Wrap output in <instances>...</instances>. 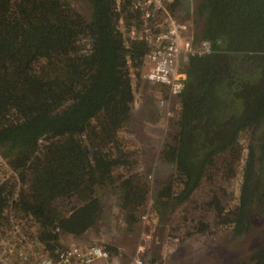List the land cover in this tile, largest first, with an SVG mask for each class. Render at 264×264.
Masks as SVG:
<instances>
[{
    "label": "trees",
    "instance_id": "16d2710c",
    "mask_svg": "<svg viewBox=\"0 0 264 264\" xmlns=\"http://www.w3.org/2000/svg\"><path fill=\"white\" fill-rule=\"evenodd\" d=\"M196 1L194 39L212 52L187 62L180 108L146 160L135 103L154 88L143 78L150 46L127 42L119 24L142 23L132 0L80 1L87 10L0 0V156L10 171H0L1 243L18 221L52 253L63 235L100 230L109 195L130 229L153 203L162 219L179 209L185 236L253 233L264 216V0ZM158 159L171 171H156ZM234 264H264V241Z\"/></svg>",
    "mask_w": 264,
    "mask_h": 264
},
{
    "label": "rangeland",
    "instance_id": "374dc122",
    "mask_svg": "<svg viewBox=\"0 0 264 264\" xmlns=\"http://www.w3.org/2000/svg\"><path fill=\"white\" fill-rule=\"evenodd\" d=\"M73 1L82 10H87V5L82 6L79 4L82 0ZM196 2V0H183L174 9L176 17L189 24L190 34L193 37L197 27L193 24L189 15L194 11ZM148 69L147 65L143 78L146 80L147 85L154 88L151 92H147L149 96L145 95L146 99L141 95L142 91L138 90L137 93H139L135 103V110H137L135 121L138 122L136 130L138 131L139 129V133L143 132L140 134L139 139L140 142L142 139L143 143H145L143 147L146 160H149L147 153L151 150L155 136L160 135L162 130L168 129L170 119L173 118L176 110L180 108L179 99L170 97L164 85L151 82L147 78ZM150 96L152 97L151 101ZM160 99L166 100L165 105H159ZM245 144L246 142L240 143L242 153L241 158L235 164L236 175L229 182H226L227 186H229V192L233 196L235 193L237 194L241 181ZM160 145L161 142L159 143ZM159 160L154 163L156 171L158 170L159 173L171 171L169 165ZM146 165L148 167V164ZM1 169L6 176L10 175V171L5 169V161L0 156V171ZM142 170H146L145 165ZM223 173L224 171L222 170L219 175H223ZM154 179L155 177H153ZM104 201L107 209L100 222V230L80 237L70 234L63 235L59 246L99 244L105 247L108 245L117 247L121 253L110 254L106 264H132L134 257L137 255L143 259L144 264H234L240 258L250 254L264 241V216L261 213L254 217V231L247 237L236 239L231 236L230 229L226 226L215 236H204L203 234L185 236L184 223L179 220L183 214L178 212L179 209L175 212L170 211V209L162 219L158 215L154 204L151 203L143 216L142 222L130 229L122 220V213L115 202L114 196H106ZM174 226H179L181 229L172 231Z\"/></svg>",
    "mask_w": 264,
    "mask_h": 264
},
{
    "label": "built area",
    "instance_id": "2783aa9c",
    "mask_svg": "<svg viewBox=\"0 0 264 264\" xmlns=\"http://www.w3.org/2000/svg\"><path fill=\"white\" fill-rule=\"evenodd\" d=\"M118 4L122 0H116ZM175 0H132L133 8L141 15L138 26L125 25L120 20V29L126 33L127 42L143 39L150 46L146 61L147 78L167 88L170 97L180 95L187 80L185 66L191 57L210 54L209 40L195 41L190 26L179 20L172 5ZM159 105L166 100L160 99ZM13 222L10 240L0 242V264H106L110 258L107 247L99 244L58 246L52 253L45 251L41 242H36L22 228ZM55 254V255H53ZM132 264H144L137 255Z\"/></svg>",
    "mask_w": 264,
    "mask_h": 264
},
{
    "label": "bare ground",
    "instance_id": "6f19581e",
    "mask_svg": "<svg viewBox=\"0 0 264 264\" xmlns=\"http://www.w3.org/2000/svg\"><path fill=\"white\" fill-rule=\"evenodd\" d=\"M151 83V82H150ZM163 86V85H162Z\"/></svg>",
    "mask_w": 264,
    "mask_h": 264
}]
</instances>
